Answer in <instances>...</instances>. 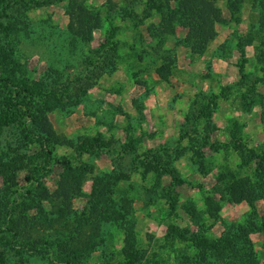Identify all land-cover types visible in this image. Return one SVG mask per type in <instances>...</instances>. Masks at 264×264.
Segmentation results:
<instances>
[{
    "label": "rangeland",
    "instance_id": "1",
    "mask_svg": "<svg viewBox=\"0 0 264 264\" xmlns=\"http://www.w3.org/2000/svg\"><path fill=\"white\" fill-rule=\"evenodd\" d=\"M180 1L0 0V264H264V0Z\"/></svg>",
    "mask_w": 264,
    "mask_h": 264
},
{
    "label": "trees",
    "instance_id": "2",
    "mask_svg": "<svg viewBox=\"0 0 264 264\" xmlns=\"http://www.w3.org/2000/svg\"><path fill=\"white\" fill-rule=\"evenodd\" d=\"M168 1V0H167ZM174 1H176L177 3H178V7H181L182 8V3H181V1L180 0H174ZM191 2V4H194V5H196L197 3H199L200 2V0H190ZM206 1H208V2H206ZM202 0L201 1V3H200V5H201V8H199L198 10H196V12L195 13H193V14H197L198 16L199 15H202V20H203V25L204 26H200V25H198V28H197V30H198V35H199V37L201 38V41L203 40L202 38H203V36H207V38H206V40H209L210 38H212L213 37V35L215 34V32L213 31V27H212V24H213V22H219V21H221V18H220V16H212L211 15V11H209V7H211V5H213V0ZM227 1V4H234V3H236L237 2V0H226ZM239 2V1H238ZM202 3H203V5H202ZM214 9V8H213ZM190 11H193V9H191V8H189V9H185V13H188V12H190ZM214 11L217 13V12H219L220 10H219V8H217V9H214ZM207 12V13H206ZM202 29H203V31H206L205 33L204 32H202ZM111 37L112 36H114V32L113 31H111V33L109 34ZM206 40H204L203 42H205ZM3 211V216H2V219L0 220V221H2V223H5V220L6 219H9L10 220V222H12V217H10L9 216V214H11V210L9 211V208L7 207L5 210H2ZM17 225H19V224H17ZM17 227V226H16ZM10 229V228H9ZM11 230V229H10ZM14 233V232H13ZM73 242V241H72ZM39 247L37 246V245H34L33 244V246H32V248L31 249H34V250H37Z\"/></svg>",
    "mask_w": 264,
    "mask_h": 264
}]
</instances>
